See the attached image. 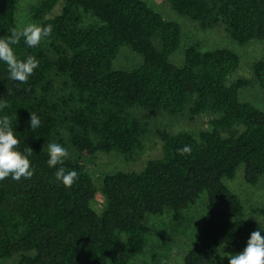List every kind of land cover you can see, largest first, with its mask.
Wrapping results in <instances>:
<instances>
[{
  "label": "trees",
  "instance_id": "obj_1",
  "mask_svg": "<svg viewBox=\"0 0 264 264\" xmlns=\"http://www.w3.org/2000/svg\"><path fill=\"white\" fill-rule=\"evenodd\" d=\"M180 14L203 27L224 23L242 45L264 41V0H167ZM62 3L61 13L45 18ZM16 0H0V38L17 24ZM41 25L52 24L49 47L13 46L21 59L40 64L27 83L10 80L0 61V116H15L18 150L31 147L35 174L30 180L0 181V259L20 255L13 264H129L143 252L152 227L148 215L184 212L208 196L200 231L184 264H222L225 245L243 251L253 231L264 234V206L246 214L226 184L245 165V179H264V111L240 99V91L264 89V60L254 64L253 79L229 76L240 55L228 48L203 51L190 45L181 66L171 60L182 42V27L145 0H42L33 7ZM128 46L143 62L117 69ZM136 108L171 115H213L211 128L196 134L162 132L163 154L141 170L106 175L107 198L99 213L92 202L98 186L85 164L91 156H132L142 147L146 128ZM30 112L40 127H30ZM69 143L75 155L62 165L79 173L71 188L48 166L47 143ZM191 146V155L178 149ZM45 146V150L43 148ZM57 167H60L59 165Z\"/></svg>",
  "mask_w": 264,
  "mask_h": 264
},
{
  "label": "rangeland",
  "instance_id": "obj_2",
  "mask_svg": "<svg viewBox=\"0 0 264 264\" xmlns=\"http://www.w3.org/2000/svg\"><path fill=\"white\" fill-rule=\"evenodd\" d=\"M42 0H16L18 10L16 13L17 24L24 27L29 23L41 24V20L34 18L33 7ZM151 7L159 11L168 20L178 22L183 31L182 42L178 50L171 55V60L181 66L185 63L186 50L190 45L199 44L203 51L228 48L237 52L241 57L239 68L228 78V83L240 79H253L254 64L264 60V41L254 40L246 45L240 44L227 32L224 23L203 27L188 16L178 13L167 0H145ZM62 3L57 5L53 12L45 18L54 17L61 13ZM49 39L41 42L49 47ZM143 59L134 54L128 46L121 49L115 61L117 69L131 68ZM240 99L254 104L264 111V89L254 84L240 91ZM132 114L144 124L146 134L142 138V147L134 155L128 157L119 153L97 154L87 158L84 162L94 177L98 186V194L92 202L94 208L102 213L107 204V198L102 191L106 175L118 171H137L144 168L150 159L161 157L163 154L162 132L177 134L182 131L200 133L211 128L212 114L202 113L191 116L188 110L181 114L171 115L167 111L148 112L141 108L132 110ZM72 156L74 148L69 144ZM227 186L239 196L244 204L246 214H254L255 209L264 206V179L257 185H250L245 179V165L239 166L233 179L226 180ZM208 196L203 193L195 205L184 212L181 221L174 219L172 211L161 215H148L147 224L152 227V232L147 236V245L143 252L134 254L129 264H184V257L200 231L202 216L206 213ZM264 221V216H260ZM239 253L231 246L221 248V263L229 264L226 254ZM20 255L8 259H0V264H13ZM112 264V263H110Z\"/></svg>",
  "mask_w": 264,
  "mask_h": 264
},
{
  "label": "clouds",
  "instance_id": "obj_3",
  "mask_svg": "<svg viewBox=\"0 0 264 264\" xmlns=\"http://www.w3.org/2000/svg\"><path fill=\"white\" fill-rule=\"evenodd\" d=\"M10 33L9 36L0 38V61L6 64L10 80L27 83L29 77L38 68L40 61L33 55L27 56L26 59L19 58L13 46L18 45L23 39L27 47H38L42 41L51 37L53 25L29 23L22 28L13 27ZM7 107L6 101L0 102V111ZM13 119L15 116L8 114L0 116V181L9 177L15 181H20L22 178L30 180L35 174V169L30 160L33 149L26 147L23 152L18 150L20 141L12 129ZM30 127L32 130L40 127L39 117L31 112ZM46 150L49 156L48 166L56 169L55 179L65 187L71 188L79 179V173L62 166L71 155L69 148L53 142L46 144ZM191 151L190 145L178 149L181 156L191 155ZM58 165L60 167H57ZM226 255L229 264H264V234L259 229L253 231L243 251Z\"/></svg>",
  "mask_w": 264,
  "mask_h": 264
}]
</instances>
